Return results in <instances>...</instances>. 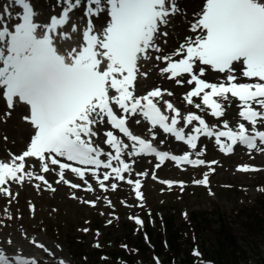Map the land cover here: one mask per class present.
I'll use <instances>...</instances> for the list:
<instances>
[{
  "label": "snow or ice",
  "instance_id": "snow-or-ice-1",
  "mask_svg": "<svg viewBox=\"0 0 264 264\" xmlns=\"http://www.w3.org/2000/svg\"><path fill=\"white\" fill-rule=\"evenodd\" d=\"M13 8L22 11L14 13ZM81 8L87 18L82 42L64 51L58 40L70 37L62 29L72 20L70 14ZM52 11L50 22L40 23L31 0H7L0 10V103L5 106L0 123L7 125L19 113L30 139L22 154L0 158V193L11 197V186L25 182L54 191L45 175L53 172L57 184L80 188L66 178L71 174L87 185L85 191L93 192L86 179L90 174L104 192L116 191L118 182L130 186L143 208V178L149 172L136 170L139 159L154 158L156 169L172 162L181 170L207 165L214 172L211 165L218 162L201 158L202 137L214 138L224 155L237 145L249 154L264 152V130L257 127L264 126V0H202L188 21L189 35L167 53L161 46L162 38L164 45L169 43L166 29L173 18L188 15L180 0H55ZM71 32H80L74 22ZM153 60L164 64L160 76L188 89L183 95L187 105L207 112L222 128L210 126L196 112L182 113L164 99L173 95L166 89L155 87L139 95V78L148 76L141 67ZM234 104L251 130L245 123L230 127L226 109ZM133 125H146L150 138L136 134ZM168 138L188 150H160ZM26 158L38 162V173L26 168ZM237 170L258 169L239 165ZM151 178L158 179L155 171ZM159 182L169 189L178 184L182 191L185 183ZM192 183L207 187L209 176ZM83 202L96 205V200ZM130 218L142 224L139 217ZM30 243L51 257L48 264H66L43 243ZM4 245L15 246L11 236L0 240V264H40L18 246L14 254L7 253ZM193 256L200 254L194 251Z\"/></svg>",
  "mask_w": 264,
  "mask_h": 264
},
{
  "label": "rangeland",
  "instance_id": "rangeland-1",
  "mask_svg": "<svg viewBox=\"0 0 264 264\" xmlns=\"http://www.w3.org/2000/svg\"><path fill=\"white\" fill-rule=\"evenodd\" d=\"M233 158L228 156L222 168L216 165L214 173L200 167L179 168L182 173L177 176L159 174L155 184L142 186L143 208L128 188L104 192L95 184V191L87 192L82 182L76 194L62 188L45 189L42 184L37 189L36 182L11 186V197L0 196L1 221L7 217L14 229L34 237L71 264H156L155 258L159 264H264V160L252 159L261 169L243 173L237 166L246 161ZM229 160L231 169L226 164ZM204 174L210 178L208 187L192 183ZM168 177L184 181L183 191L180 186L169 189L159 182ZM91 200H96L95 207L83 202ZM130 217H139L142 224ZM148 221L150 226H146ZM171 236H175L173 242ZM142 244L146 249H141ZM157 244H163L166 251L161 259L152 253ZM194 251L200 256L194 257ZM36 258L40 264L51 259L43 251Z\"/></svg>",
  "mask_w": 264,
  "mask_h": 264
},
{
  "label": "bare ground",
  "instance_id": "bare-ground-1",
  "mask_svg": "<svg viewBox=\"0 0 264 264\" xmlns=\"http://www.w3.org/2000/svg\"><path fill=\"white\" fill-rule=\"evenodd\" d=\"M7 3V0H0L1 6H4ZM31 3L33 4L34 8L37 9L39 15L36 17L37 22L40 23H48L50 22V16L53 15L52 11V5L55 3V0H31ZM202 4V0H180V6L182 10L187 11V19L183 15H178L177 17L173 18L170 22L169 27L166 29V31L169 32V36L166 38L168 39L169 43L167 45H164L161 39V46L165 49V53L173 51L175 48L179 46V42H182L184 37L186 35H189L187 32L188 28V21L192 18L191 14L193 11L198 10L199 6ZM82 9L76 10L74 13L70 14L72 16V20L70 23L62 29V31L67 32L69 34V39L60 41L58 40V45L62 48H69V50L72 47H78L79 44L82 42V33H81V26L85 25V19L82 14ZM2 10V7L0 8ZM19 8H13L12 11L14 13L18 12ZM60 9H56V14H58ZM82 14V15H81ZM87 20V19H86ZM76 23L78 28L80 29V32L73 33L71 32V24ZM98 23V22H97ZM65 46V47H64ZM69 46V47H68ZM164 64L157 62L155 60L150 61V62H144V64L141 67L142 72H147L148 76L147 77H140L139 78V83L140 86L144 84V87L139 88L138 93H142L143 89L145 90L146 88H149L155 84H158L161 87L166 88L168 91H171L174 94L171 96L173 100L176 103H182L181 100V90L183 89L182 86L176 85L174 81L167 80L166 78L160 76L159 74V68L163 67ZM167 98H170L169 96H166ZM196 101V98L194 99ZM186 107H189L192 109V112L194 111V106L191 105H185ZM185 107V108H186ZM5 106L3 103H0V121L3 120V112H4ZM237 108V109H236ZM236 109V110H235ZM238 107L234 104L231 107L226 109V119H228L229 122L233 123L235 121L240 122L241 119L238 116ZM198 112H200L198 109H196ZM196 112V111H195ZM200 113H205V112H200ZM207 113V112H206ZM215 122L217 123V120L215 118ZM141 127L138 131L139 133H147V130L142 127V126H137ZM28 128L25 127L23 121L20 119V114L19 113H14L11 119L8 121L7 125H4L3 123H0V158L9 160V153L10 151H15L19 152L18 155L22 154L24 150H26L25 146L27 141L29 140L28 137ZM7 135L8 140L5 141L3 137ZM149 135V134H148ZM177 143V144H176ZM178 146L180 149L183 151H187L186 145H183L182 142H176L173 140V138H168V142L166 143V146L169 145L172 147V145ZM200 147L205 148V154L208 155L210 154L211 157L216 158L217 162L216 164H212V168L214 166H220L222 168V163L223 161H227L228 159L225 157L224 154H221L218 150V146L216 147L214 144V140H210L209 138L203 137L201 141L198 144ZM103 146V145H102ZM105 147V146H103ZM162 147V146H161ZM106 148V147H105ZM166 148V147H163ZM255 155V154H254ZM202 156L201 158H203ZM239 158L243 159H249L251 158L250 156H244L242 154L238 155ZM255 159L259 160H264V152H261L259 155H255ZM235 158L232 159L235 160ZM28 160V164L26 165V168H29L31 170H39L38 167V162L34 160V158H26ZM231 160H229V169L233 168L231 163ZM231 161V162H232ZM137 171H148L149 175L145 178H143V181H152L151 174L153 171H155L156 174L160 172H165V173H175L176 169H174L176 166L171 164V165H163L161 170H157L152 166L151 159L149 158H142L138 160V163L134 165ZM203 169H205L203 167ZM38 173V172H37ZM46 178L49 179V183L52 184V187L54 189H58L62 187L65 191H71L74 193H80V189H71L69 185H64L63 183L57 184L56 179L57 177L55 176V173H50V174H45ZM67 179H71L75 181L76 183H82L79 178H76L72 176L71 174H66ZM86 179L90 184L94 186L96 183L88 174L86 176ZM155 183V182H154ZM19 185V184H16ZM94 189V188H93ZM95 191V190H94ZM16 229L12 227V225L8 222L7 217L3 218L1 221V216H0V236L1 235H11L14 238V247L8 248L7 245H4L6 252L10 254H14L16 252V246H18L20 249H22V254L24 255H32L36 256L38 255V252H42V250H35L29 248L30 240H37L34 237H30L27 234L23 233H18ZM19 234V237H18ZM0 240H6L0 237ZM62 257L65 261L66 264L70 263L69 260L64 257V256H59Z\"/></svg>",
  "mask_w": 264,
  "mask_h": 264
},
{
  "label": "trees",
  "instance_id": "trees-1",
  "mask_svg": "<svg viewBox=\"0 0 264 264\" xmlns=\"http://www.w3.org/2000/svg\"><path fill=\"white\" fill-rule=\"evenodd\" d=\"M259 204L261 205V203H259ZM193 218H194V216H193ZM195 219H196V217H195ZM169 228H170V226L168 225V226H167V229L169 230ZM164 230H165V229H164ZM164 230H163V231H164ZM226 232H230V231L227 229ZM168 234H169V232H168ZM174 237H175V236H173V237L171 236V237H170L171 242L174 241V240L172 239V238H174ZM162 242H163V241H162ZM139 244H140V243H139ZM164 244H166V243H164ZM162 245H163V244H162ZM162 245L159 246V245L157 244V246H155V252L158 253V255H159L160 257L163 256L164 254H166V253H164V252H166V251L163 249V246H164V245H163V246H162ZM142 247H143L144 249H146V245H143V244H142ZM126 258H128L130 261L132 260L131 256H129V255H128V257H126ZM170 258H171V255H170L169 257H168V256L165 257V259H166L165 261H169ZM210 259H211V258H210ZM212 260H213V259H212ZM172 261H173V260H172ZM129 263H130V262H129ZM175 264H176V262H175Z\"/></svg>",
  "mask_w": 264,
  "mask_h": 264
}]
</instances>
